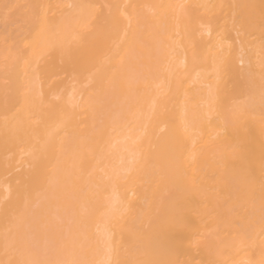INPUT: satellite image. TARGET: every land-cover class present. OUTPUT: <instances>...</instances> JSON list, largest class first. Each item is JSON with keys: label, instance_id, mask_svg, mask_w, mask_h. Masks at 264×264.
<instances>
[{"label": "bare ground", "instance_id": "bare-ground-1", "mask_svg": "<svg viewBox=\"0 0 264 264\" xmlns=\"http://www.w3.org/2000/svg\"><path fill=\"white\" fill-rule=\"evenodd\" d=\"M264 0H0V264H264Z\"/></svg>", "mask_w": 264, "mask_h": 264}, {"label": "snow or ice", "instance_id": "snow-or-ice-1", "mask_svg": "<svg viewBox=\"0 0 264 264\" xmlns=\"http://www.w3.org/2000/svg\"><path fill=\"white\" fill-rule=\"evenodd\" d=\"M264 210V209H262ZM31 264H44L43 261H40V260H36V261H32ZM65 264H79V262L77 261H71V262H65ZM98 264H113L112 261H100L98 262Z\"/></svg>", "mask_w": 264, "mask_h": 264}]
</instances>
